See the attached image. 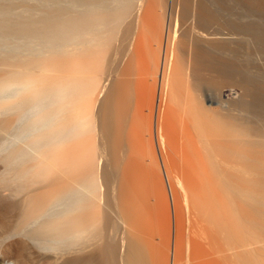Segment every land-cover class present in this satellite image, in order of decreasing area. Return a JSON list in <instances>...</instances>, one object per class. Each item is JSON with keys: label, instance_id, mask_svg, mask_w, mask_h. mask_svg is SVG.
<instances>
[{"label": "bare ground", "instance_id": "bare-ground-1", "mask_svg": "<svg viewBox=\"0 0 264 264\" xmlns=\"http://www.w3.org/2000/svg\"><path fill=\"white\" fill-rule=\"evenodd\" d=\"M29 1L0 0V264H264V138L231 112L237 91L209 89L234 34L264 56V0H236L227 32L173 29L160 55L161 0Z\"/></svg>", "mask_w": 264, "mask_h": 264}, {"label": "rangeland", "instance_id": "rangeland-1", "mask_svg": "<svg viewBox=\"0 0 264 264\" xmlns=\"http://www.w3.org/2000/svg\"><path fill=\"white\" fill-rule=\"evenodd\" d=\"M159 2H160V0H158ZM169 1V2H168ZM224 1V2H223ZM206 2H208V3H206ZM222 2H223V5H225V4H227L226 6H228V9H227V7L226 6H223L222 7ZM225 2H227V3H225ZM235 2H237L236 0H161V4L159 3V5H160V8H159V5H158V2H157V4L155 5V7L157 6V9H158V11H157V9L155 8V13H159L160 14V17H161V26H164L165 25V28H163V27H161V33H160V38H161V35H162V37H164L163 38V42L162 41H160V40H162V38L161 39H159V42H158V45L161 43V46H162V48H160V50H158V48L159 47H161V46H156L157 45V43L156 42H153V39H152V35H151V33H148V36H147V39H146V43H147V48H148V51H149V53L151 54V50H152V47H153V49H155V50H152V52H154V53H157L158 52V54L159 53H161V51L163 52V48L165 47V45H166V41L165 40H167V38H169V37H171V35L173 34L172 32H174V30L176 29V28H178V27H180L177 31H179L178 32V34H179V37L182 35V37L184 38V40H187V41H190L189 40V38L191 37L192 38V34H193V36H194V32L193 31H196V30H199V26L200 27H202V25H204L205 27H207V28H209L208 27V25L211 27L210 29H215V27L216 28H220V27H223V29L227 32V30H226V28L228 27L227 26V24H228V20H230V21H232L234 18H235V16H233V15H231V16H229V13L230 12H228V10L229 11H231V9L230 8H234V10L232 11L233 12V14H234V12L236 13L237 11H236V7H237V3L236 4H234L233 5V3H235ZM17 3V4H16ZM15 3V9H14V12L16 13V14H19V13H21L22 12V7H23V3H21L20 1H18V2H16ZM35 3H36V0H30L29 1V5H35ZM163 3H164V5H163ZM167 3V4H166ZM179 3V4H178ZM193 3V4H192ZM211 3V4H210ZM215 3H216V5H215ZM218 3V4H217ZM228 3H230V4H228ZM203 4V5H202ZM221 4V5H220ZM232 4V5H231ZM18 5V6H17ZM180 5H182V6H180ZM188 5V6H187ZM200 5V6H199ZM229 5H231V6H229ZM21 6V7H20ZM189 6H190V9H188L189 8ZM209 6V7H208ZM214 6V7H213ZM217 6H219V7H217ZM234 6H236V7H234ZM173 7H175V8H173ZM225 7H226V9H225ZM192 8V9H191ZM200 8V9H199ZM202 8V9H201ZM211 8H212V10H211ZM220 8H222L221 10H220ZM173 9H174V12H173ZM177 9V10H176ZM184 9V10H183ZM198 9V10H197ZM208 9V10H207ZM226 11H225V10ZM172 10V11H171ZM193 10V11H192ZM205 12H203V11ZM207 10V11H206ZM210 10V11H209ZM219 10V11H218ZM157 11V12H156ZM184 11V12H183ZM187 11V12H186ZM190 11V12H189ZM201 11V12H200ZM180 12V13H179ZM188 12H189V14H188ZM208 12V13H207ZM221 12V13H220ZM225 12V13H224ZM227 12V13H226ZM163 13H165L164 15H163ZM193 13H196V14H193ZM202 13V14H201ZM217 13V14H216ZM219 13V14H218ZM174 14V15H173ZM185 14V15H184ZM188 14V15H187ZM197 14H198V16H197ZM201 14V15H200ZM177 15V16H176ZM180 15H182V16H180ZM203 15V16H202ZM209 15H211V17L209 16ZM227 15H228V18H227ZM156 16L157 17H159L158 16V14H156ZM194 16V17H193ZM197 16V17H196ZM209 16V17H208ZM215 16V17H214ZM224 18H223V17ZM159 17V18H160ZM184 19L183 21H182V18ZM188 19H187V18ZM200 17V18H199ZM205 17V18H204ZM206 17H208V18H206ZM218 17H219V20H221V21H219L218 20ZM197 18L199 19V20H197ZM215 20H214V19ZM169 19V20H168ZM180 19V20H179ZM204 19V20H203ZM224 19V20H223ZM203 20V21H202ZM206 20H208V21H206ZM213 20V21H212ZM177 21V22H176ZM180 21V22H179ZM182 21V22H181ZM194 21H195V23H194ZM198 21V22H197ZM201 21L203 22V23H201ZM218 21V22H217ZM166 22V23H165ZM172 22V23H171ZM177 24H175V23ZM184 22V23H183ZM212 22H215V23H213V24H211ZM224 24V26L221 24ZM234 22V21H233ZM200 23V24H199ZM171 24V25H170ZM182 24V25H181ZM189 24V25H188ZM202 24V25H201ZM218 24V25H217ZM220 24V25H219ZM173 25V26H172ZM186 25V26H185ZM213 25V26H212ZM169 26V27H168ZM225 26H227L226 28H225ZM169 29H168V28ZM185 27V28H184ZM198 27V28H197ZM159 28V27H158ZM183 28V29H182ZM203 28V27H202ZM122 29H123V27H122ZM122 29H120L119 30V33L118 34H122V33H120L121 31H122ZM160 29V28H159ZM162 29H163V32H162ZM174 29V30H173ZM222 29V28H221ZM227 29H229V27L227 28ZM170 30V31H169ZM232 30V29H231ZM229 31H230V29H229ZM165 32V33H164ZM169 34H168V33ZM191 32V33H190ZM171 33V34H170ZM189 33V34H188ZM169 35V36H168ZM191 35V36H190ZM233 35V34H232ZM232 35H230V36H232ZM236 35V36H235ZM238 35H239V33L238 34H234L233 36H232V38H234V36L237 38V40H236V38H234V40L236 41V43L238 44L237 46L239 47V50H238V53L236 54V56H237V59L235 58V62H236V66H235V63L234 62H231V60H232V56H231V54L230 53H232V47H230V45H229V47L226 49V51L224 50L223 52H221V54L219 53L218 55H217V57L219 58V60L221 61V59H222V64L224 63V68L226 67V69H228L229 70V68H230V70L228 71V70H226L227 71V75H226V73H224L223 75H224V77L222 78V81H223V84L225 85H221L220 86V84L219 83H216L215 85H212V86H210L209 87V89L210 90H212V88H213V92L215 93L216 92V94L217 95H220L221 94V91L226 87L227 88V86H229L228 88H232V89H234L235 91H237V95L235 94V96L236 97H234L233 99H229L228 101H229V108H230V110H231V112H233V113H237V117L238 118H240V120H242L241 122L243 123V124H245L246 126H248V127H250L251 129H252V127H254L253 129H255V127H256V131L257 132H259L261 135H263L262 137L264 138V56L262 55V54H260V52H258L257 51V45H256V47H255V43L253 42V41H251V39L249 38V36H245V34H240L241 36H240V38L238 37ZM228 36V35H227ZM243 36V37H242ZM187 37H189V38H187ZM245 37V38H244ZM248 39H247V38ZM194 38V37H193ZM192 38V39H193ZM228 38H230L229 36H228ZM243 39H246L245 41L243 40ZM233 40V39H232ZM239 40V41H238ZM153 43H152V42ZM155 41V40H154ZM117 42H119V41H116V40H114V42H112V44H115V45H117L116 43ZM240 42V43H239ZM245 42H247V43H245ZM155 43V44H154ZM245 43V44H244ZM249 43V44H248ZM119 44V43H118ZM151 44H152V47H150L151 46ZM253 44V45H252ZM114 45V46H115ZM242 45H243V47H242ZM245 45V46H244ZM250 45V46H249ZM250 47V48H248V47ZM253 46H254V48H253ZM156 47V48H155ZM244 48V50L242 49V48ZM157 49V50H156ZM234 49V48H233ZM251 49H252V52H251ZM253 49H254V51H255V53L253 52ZM231 50V51H230ZM242 50V51H241ZM249 50V51H248ZM259 51H260V49H258ZM160 51V52H159ZM244 54H243V53ZM246 52V53H245ZM241 53V54H240ZM253 54V55H252ZM259 55V56H257V55ZM152 55V54H151ZM160 55V54H159ZM229 57H228V56ZM242 55V56H241ZM244 55H246V56H244ZM220 56V57H219ZM222 56H224L223 58H221ZM241 56V57H240ZM249 56V58L247 59V57ZM257 58H256V57ZM226 57V58H225ZM240 59H239V58ZM244 58V60H243V58ZM225 58V59H224ZM227 58H229L228 60H227ZM258 58L260 59V60H258ZM224 59V60H223ZM225 60H227V62H225ZM248 60V61H247ZM109 61H111L110 59H109ZM234 61V60H233ZM245 62V64L243 63L242 64V62ZM246 61L248 62V63H246ZM255 61V62H254ZM107 62V64H106V67L104 66V68L103 69H101L103 72H100L101 74L103 73H105L104 75L102 74V76L104 77H106L107 75H109L110 73H112L113 71H111V68L112 67H114V65H112V63H110L109 64V62L108 61H106ZM228 62H229V64L230 65H228ZM252 62H254V63H252ZM262 63V65H261V63ZM237 63H238V65H237ZM227 64V65H226ZM234 64V65H233ZM251 66H250V65ZM256 66H255V65ZM242 67H241V66ZM248 65V66H247ZM258 65V66H257ZM112 66V67H111ZM238 66H239V68H238ZM244 66V67H243ZM260 66H262V67H260ZM108 67V68H107ZM110 67V68H109ZM116 67V66H115ZM233 67V68H232ZM255 67V68H254ZM107 70H106V69ZM232 68V69H231ZM244 68V69H243ZM258 68V69H257ZM110 69V70H109ZM150 69H153V70H155V68H154V66H152V68H150ZM248 71H247V70ZM251 69V70H250ZM257 69V70H256ZM233 70V71H232ZM234 70H236V71H234ZM250 70V71H249ZM106 71V72H105ZM107 71L108 72H110V73H107ZM242 71V72H241ZM150 72H155V71H150ZM233 72V73H232ZM244 72V73H243ZM251 72V73H250ZM260 72V73H259ZM235 73V74H234ZM251 74V76H250V74ZM207 74L208 75H206V73L205 72H203V75H205V78H204V76L203 77H201L200 76V78H201V80L202 81H206V82H203V84L205 83H207V79H208V77H209V72H207ZM229 74V75H228ZM237 74V75H236ZM245 74V76H243ZM254 74H255V77H254ZM229 76V77H226V76ZM231 75V76H230ZM151 76V77H150ZM207 76V77H206ZM247 76H248V80H249V82H248V80H247ZM259 76V77H258ZM149 77L150 78H152V75H149ZM226 77V78H225ZM236 78V80H235V78ZM240 77H242V79L240 78ZM250 77H252V79L250 78ZM261 77V78H260ZM115 78V77H114ZM204 78V79H203ZM244 78H246V79H244ZM257 78H260V79H258L257 80ZM234 79V80H233ZM241 79V80H240ZM201 81V82H202ZM234 82V85H235V87H234V85H233V87L231 86L232 85V83ZM244 81H245V83H244ZM150 82L152 83L153 81H152V79H150ZM228 82V83H227ZM242 82V83H241ZM235 83H237V84H235ZM256 85H255V84ZM228 84V85H227ZM231 84V85H230ZM239 84L241 85V86H239ZM259 84V85H258ZM248 85V86H247ZM231 86V87H230ZM243 86V87H242ZM240 87H241V89H240ZM248 89H247V88ZM249 87H250V89H249ZM254 89H253V88ZM155 88H157V90H158V84H157V87L155 86ZM223 88V89H222ZM225 88V89H226ZM257 88V89H256ZM262 88H263V90H262ZM245 89V91H243V90ZM258 90V91H257ZM217 91H220V92H217ZM239 91V92H238ZM250 91V92H249ZM255 91V92H254ZM241 92V93H240ZM246 92V93H245ZM260 92V93H259ZM253 95H251V94ZM254 93H256V94H254ZM263 93V94H262ZM250 94V95H249ZM259 94V95H258ZM240 95V96H239ZM243 95H244V97H243ZM250 96H252V97H250ZM259 97V99H258V97ZM262 96V97H261ZM260 97H261V100H260ZM251 98V99H250ZM263 98V99H262ZM237 99V100H236ZM252 99H254V100H252ZM234 100V101H233ZM236 100V101H235ZM246 101H250V104H248V102H246ZM255 101V102H254ZM235 102V103H234ZM237 102V103H236ZM262 102V103H261ZM232 103H233V105H232ZM259 103V104H258ZM236 104V105H235ZM208 105L209 106H211L209 103H208ZM245 107H244V106ZM248 107H247V106ZM253 108H252V107ZM260 106V107H259ZM232 107H234V108H232ZM258 107V108H257ZM237 108H238V111H237ZM239 108H242V109H240L239 110ZM245 108V109H244ZM250 108H251V110H250ZM257 108V109H256ZM233 109V110H232ZM244 109V110H243ZM254 109V110H253ZM260 110V111H259ZM236 111V112H235ZM251 111H253V112H251ZM238 112H240V113H238ZM250 112V113H249ZM259 112V113H258ZM262 112V113H261ZM249 113V114H248ZM258 113V114H257ZM257 114V115H256ZM259 114H261V116H263V117H261V116H259ZM236 115V114H235ZM245 116V120L243 119V117ZM253 116V117H252ZM257 116V117H256ZM250 117V118H249ZM261 117V118H260ZM258 121H257V120ZM248 120H250V121H248ZM252 120V121H251ZM263 120V121H262ZM245 121V122H244ZM253 121H254V123H253ZM260 121V122H259ZM248 122V123H247ZM257 122V123H256ZM260 124H259V123ZM262 122V123H261ZM247 124H249V125H247ZM254 124V126H252ZM256 125V126H255ZM262 125V126H261ZM263 127V128H262ZM261 128V129H260ZM24 143V142H23ZM21 144V143H19L18 144V147L19 148H25V147H27V146H24V144ZM159 144V141L156 139V137L154 138V146H155V150L154 151H156L155 152V154H157L158 156L156 157L157 159H155V161H153L152 163H150V165L151 164H153L154 165V167H153V165L151 166V170H152V174H153V177L155 178V181H156V184L157 185H159L160 186V188H161V190L163 191V192H165L166 193V195H167V197H169V195H170V192H168L169 191V189H168V185H167V182H166V176H165V172L166 171H168V173L170 174V178H173L174 176H175V173L173 172V170H171L170 168H168L169 167V165H168V167H166V166H164V165H166V164H168V163H166V164H164L165 162H162V161H164L165 159H163V160H161V158H163V155L165 156V154H166V152H165V148L163 147V145L161 144V142H160V144ZM26 145V144H25ZM28 145V144H27ZM160 145H162V146H160ZM1 146V145H0ZM21 146V147H20ZM160 148H159V147ZM29 147V146H28ZM158 147V148H157ZM157 148V149H156ZM164 149V150H163ZM160 150V151H159ZM164 153V154H163ZM0 178H2V176L4 175V173L6 174V172H7V169H5L6 168V166H5V164L3 163V161L1 160V158H2V152H1V150H0ZM159 157V158H158ZM157 160V161H156ZM148 162V161H147ZM162 162V163H161ZM166 162H168V161H166ZM161 163V164H160ZM160 164V165H159ZM155 170V171H154ZM159 171H160V173H159ZM156 173V174H155ZM173 173V174H172ZM159 175V176H158ZM12 177V176H11ZM175 178V177H174ZM162 181V182H161ZM14 183H12V184H14L13 185V187H15L16 189L18 188H21V185H23V183L21 184V181H17V180H15V181H13ZM19 182V183H18ZM173 183H175L176 184V182H175V179H174V181H173ZM174 184V185H175ZM20 185V186H19ZM165 185V186H164ZM176 186V185H175ZM167 187V188H166ZM243 200H244V198H243ZM254 202V203H253ZM253 202H251V201H247V199H246V201H243V204L245 203V206H248V207H245V208H253L254 207V205H257V206H255V207H257L256 209H257V211H258V209H259V207H258V202L256 203L255 201H253ZM251 204L252 203V205H253V207H251V206H249V205H247V204ZM256 203V204H255ZM260 206V205H259ZM254 207V208H255ZM261 208V207H260ZM254 213V216H257V215H255V211L253 212ZM258 213V212H257ZM258 217H259V220H260V216L258 215ZM257 217V218H258ZM256 217H255V219H257ZM263 221V219L261 218V222ZM264 222V221H263ZM262 222V223H263ZM257 223H260V221L258 222L257 221ZM261 224V223H260ZM260 224L258 225L259 227H261L260 226ZM257 226V227H258ZM259 231V230H258ZM9 264H14V262H10ZM40 264H45L44 262H41Z\"/></svg>", "mask_w": 264, "mask_h": 264}]
</instances>
